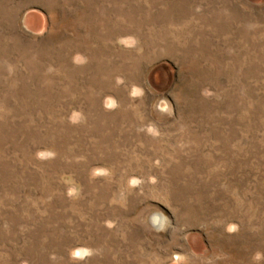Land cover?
Returning a JSON list of instances; mask_svg holds the SVG:
<instances>
[{
    "label": "rangeland",
    "instance_id": "1",
    "mask_svg": "<svg viewBox=\"0 0 264 264\" xmlns=\"http://www.w3.org/2000/svg\"><path fill=\"white\" fill-rule=\"evenodd\" d=\"M0 231V264H264V0H0Z\"/></svg>",
    "mask_w": 264,
    "mask_h": 264
},
{
    "label": "bare ground",
    "instance_id": "2",
    "mask_svg": "<svg viewBox=\"0 0 264 264\" xmlns=\"http://www.w3.org/2000/svg\"><path fill=\"white\" fill-rule=\"evenodd\" d=\"M5 2V1H4ZM41 2H42V0H41ZM91 2V1H90ZM220 2V1H219ZM182 3V2H181ZM14 4V3H13ZM180 4V3H179ZM218 8V7H217ZM221 8V7H220ZM219 9V8H218ZM182 10V9H181ZM172 14V13H171ZM179 14V13H178ZM223 14V13H222ZM186 15V14H185ZM208 15V14H207ZM121 16V15H120ZM185 19V18H184ZM211 21V20H210ZM165 22V21H164ZM180 23V22H179ZM177 24V23H176ZM188 24V23H187ZM164 25V24H163ZM180 25H178V27H179ZM150 28H151V26H149ZM154 27V26H153ZM177 27V26H176ZM186 27V26H185ZM181 28V27H180ZM201 28V27H200ZM139 29V28H138ZM178 29V28H177ZM186 29V28H185ZM190 29H191V27H190ZM193 29V28H192ZM203 29V28H202ZM161 31V30H160ZM139 32H141V31H139ZM192 32V31H191ZM185 33V32H184ZM196 33V32H195ZM201 34V33H200ZM157 35V34H156ZM176 35V34H175ZM175 35H174V37H175ZM179 35V34H178ZM169 36V35H168ZM180 37V36H179ZM187 38V37H186ZM154 39V38H153ZM174 39V38H173ZM184 39V38H183ZM165 40V39H164ZM166 43V42H165ZM179 43V42H178ZM196 43V42H195ZM148 44V43H147ZM150 45V44H149ZM186 46V45H185ZM150 47V46H149ZM146 48V47H145ZM155 48V47H154ZM162 48V47H161ZM83 50V49H82ZM154 51V50H153ZM148 52V51H147ZM70 57V56H69ZM141 60V59H140ZM140 60H139V62H140ZM138 61V60H137ZM135 65V64H134ZM126 75H128V74H126ZM38 127V126H37ZM55 143V142H54ZM92 155V154H91ZM83 158V157H82ZM103 163V162H102ZM132 167V166H131ZM21 204V203H20ZM99 204V203H98ZM101 215V214H100ZM154 217V216H153ZM153 219H155V218H153ZM158 221V220H157ZM2 231V230H1ZM0 231V232H1ZM8 233V232H7ZM8 234H10V233H8ZM2 236V235H1ZM14 236V235H13ZM12 237V236H11ZM9 238V237H8ZM6 240V239H5ZM27 245V244H26ZM15 249V248H14ZM4 250V249H3ZM18 250H20V249H18ZM10 252V251H9ZM19 253H21V252H19ZM18 253V254H19ZM7 254V253H6ZM138 256V255H137ZM9 263V262H8ZM156 264V263H155Z\"/></svg>",
    "mask_w": 264,
    "mask_h": 264
},
{
    "label": "clouds",
    "instance_id": "3",
    "mask_svg": "<svg viewBox=\"0 0 264 264\" xmlns=\"http://www.w3.org/2000/svg\"><path fill=\"white\" fill-rule=\"evenodd\" d=\"M260 258V255H259V253L257 254V256H256V259H259Z\"/></svg>",
    "mask_w": 264,
    "mask_h": 264
}]
</instances>
